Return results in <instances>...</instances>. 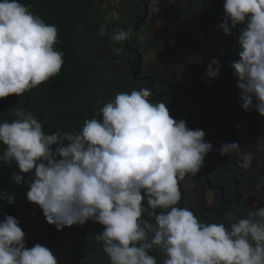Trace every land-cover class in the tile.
I'll list each match as a JSON object with an SVG mask.
<instances>
[{"label": "clouds", "instance_id": "obj_1", "mask_svg": "<svg viewBox=\"0 0 264 264\" xmlns=\"http://www.w3.org/2000/svg\"><path fill=\"white\" fill-rule=\"evenodd\" d=\"M20 0H0V99L21 96L56 76L64 63L55 25L46 24ZM218 30L231 36L240 25L239 59L231 68L244 111L264 117V0H224ZM100 36L105 35L102 25ZM131 30L115 29L123 43ZM119 55L123 48H114ZM220 63L212 59L206 76L217 79ZM148 88L118 93L102 109V121L86 120L81 132L45 134L32 113L17 109L18 119L0 122V160L15 161L11 181L26 184L27 200L37 205L58 231L89 220L104 226L96 234L110 264H157L149 250L161 247L163 264H264V206L226 227L201 223L181 200L179 181L196 174L213 150L205 131L176 120L163 102H151ZM55 146V147H54ZM221 156L237 153L241 167L253 156L237 143H223ZM22 174H32L25 180ZM9 205L15 194L0 191ZM146 202L149 211L143 205ZM170 209L156 214L155 209ZM36 209V211H35ZM38 211L34 208L32 216ZM155 218V225L142 214ZM152 234L151 238L149 234ZM0 264H58L45 245L25 246L19 220H0Z\"/></svg>", "mask_w": 264, "mask_h": 264}, {"label": "trees", "instance_id": "obj_2", "mask_svg": "<svg viewBox=\"0 0 264 264\" xmlns=\"http://www.w3.org/2000/svg\"><path fill=\"white\" fill-rule=\"evenodd\" d=\"M100 1L20 0L26 6L31 5L30 11L34 15H38L46 24L56 26L58 43L54 45V49L63 53L64 63L56 76L36 88L26 91L19 97L13 95L0 99V122H11L18 119L14 113L19 108L25 113H32L34 118L42 124L46 135L56 132H60L62 135L64 133L76 134L81 132L86 120L95 118L102 121V107L113 101L118 93H130L132 90L149 87L135 82L128 72L123 75L117 73L113 69V61L110 59L101 62L96 58H88L82 54L79 48L80 33L97 21L96 10ZM202 1L205 0H197L195 5L186 9V16L192 20L195 32L198 31L196 37L204 39L212 51L217 50V53L223 54L226 68V71L223 72L225 79L223 80L229 84L228 94L235 102L240 96V90L237 88V78L233 74L234 70L231 68V64L239 59V29L244 25L233 29L231 36L224 35L208 20ZM208 1L213 5L214 14L220 21H223L224 0ZM133 3L134 0H123L120 10L121 21L128 23L138 18L132 17L133 12L130 7ZM137 13L139 16L143 14L142 10ZM222 44L224 45L222 46ZM120 48H123L122 53H126L124 42L120 44ZM227 64H230V67H227ZM149 100L153 103L166 102L165 99H154L153 95L149 97ZM237 109L242 115L241 123L247 130L246 134L253 140H264V117L254 109L248 112L244 111L241 104ZM207 112H211L208 107ZM5 148L6 146L0 144V156H3ZM225 166L231 169L228 164ZM225 171L220 169L218 176H223ZM13 173L20 174L15 161L6 163L0 160V191L15 194L14 203L18 206L15 218L19 220L20 227L25 233V239L28 241L27 248L36 244L48 246L43 234L38 232L37 218L32 217L34 208H40L27 200L26 193L29 189L26 184L17 185L11 181ZM231 174L235 175L233 169H231ZM22 175L25 180H28L32 174ZM226 181L227 179H224V182ZM219 193L216 192L217 198ZM7 204L6 201L0 200V220L5 216ZM143 206L152 211L146 202ZM169 210L157 208L155 212L160 214ZM196 217L201 223H215L206 221L197 215ZM141 219L155 225V218L148 216L147 212L142 214ZM103 230L104 226L91 220L83 226L73 225L70 228H64L60 235L65 241L61 248L63 262L59 264H110L109 257L103 251L102 243L95 237ZM151 236L150 233L149 237L151 238ZM80 246H82L81 249ZM149 255L155 258L157 264H163L167 258L161 247L149 250Z\"/></svg>", "mask_w": 264, "mask_h": 264}, {"label": "rangeland", "instance_id": "obj_3", "mask_svg": "<svg viewBox=\"0 0 264 264\" xmlns=\"http://www.w3.org/2000/svg\"><path fill=\"white\" fill-rule=\"evenodd\" d=\"M147 2V14L146 24L143 31L139 35L141 39L140 44L149 45L145 49L140 50L142 72L145 75H152L157 77L161 82L167 85L175 96L176 103L179 102L178 91H183L187 94L189 101L199 100L207 101L211 104L220 103V111L223 113V117L227 120H231V126L241 118L237 111L232 108V105L228 101L227 95L224 94V86L220 83V75L226 70L225 63L222 62L223 54L217 53V50H213L206 45V41L199 40L196 42L195 36L198 31L195 32V27L192 20L187 19L184 15L187 5H195L197 0H146ZM205 13L209 16L208 20L211 21L212 26L218 30V25L222 23L218 17L214 14L211 3L207 0L202 1ZM120 5H116L115 1L111 5L102 4L98 8V19L85 29L83 33H80L79 48L82 54L88 58H96L101 62L106 60H113V69L118 73L122 72V53L119 55L114 54V48H120L121 43H115L112 39V33L115 29L129 30L132 25L131 22H123L118 18V10ZM107 9L108 12L106 11ZM106 11V13L104 12ZM105 28V35L100 36L99 31L101 26ZM220 32V30H219ZM146 43H145V37ZM226 44V43H224ZM222 44V46L224 45ZM128 55L125 54V57ZM212 59H216L220 63V73L216 82L211 83V79L206 76L207 65ZM224 61V60H223ZM232 61V60H231ZM230 67V64L226 65ZM187 109L193 113L191 107ZM198 128V126H196ZM246 138V137H245ZM244 134L242 137L236 135V142L243 150L251 152L256 149L260 155L259 157L252 152L253 160L251 167L247 168V178L252 175V172L260 173L264 172V140L262 141H244ZM231 139V137H230ZM243 141V142H242ZM207 142L213 141L207 140ZM234 142L231 139L232 143ZM216 143H214V147ZM252 147V148H251ZM259 150V151H258ZM223 163L220 164V168H225V164L230 163L231 166L241 167L240 156L233 152L223 156ZM191 173L187 174L182 181H179V190L181 192V200L177 207L188 208L197 216L216 217L220 223H224L226 227H230L232 223H235V218L229 214H226L223 210L219 212L209 213L204 210L205 206L210 205L212 192L203 188L202 197H194L191 191L195 185L191 178ZM215 175H219L218 169ZM225 175V174H224ZM223 175V176H224ZM237 175V174H236ZM232 175L231 171L228 177H232L234 181H248L247 178L238 177ZM251 181V179H250ZM246 183V188L239 189L240 196L247 199L250 193L248 186L252 189H256L258 194V205H260V198L264 201V188H258L254 186V182ZM224 186V185H221ZM242 187V186H240ZM247 189V191H246ZM249 191V193H248ZM253 207L257 206L256 200L251 196ZM202 199V200H201ZM203 201L204 205H201ZM13 205H15L13 203ZM12 206V205H10ZM16 206V205H15ZM262 206V203H261ZM204 207V208H203ZM15 209V210H14ZM16 208L13 207L15 214ZM201 212H205L206 215H201ZM217 213V216H216ZM7 215V214H5ZM39 232L42 234L43 228L46 231V235L43 234L47 240L48 248L53 252L57 258L58 264L63 262L61 248L64 246V241H54L51 229L46 226L43 227V222L39 218L37 221ZM51 242V244L48 243ZM28 241L25 239V246L28 247ZM56 243V245H54ZM54 245V246H52ZM82 246H80V249Z\"/></svg>", "mask_w": 264, "mask_h": 264}, {"label": "flooded vegetation", "instance_id": "obj_4", "mask_svg": "<svg viewBox=\"0 0 264 264\" xmlns=\"http://www.w3.org/2000/svg\"><path fill=\"white\" fill-rule=\"evenodd\" d=\"M116 5H120L119 10H118V18L120 19V10L122 8L123 0H101L99 7L102 4H109L111 5L114 3ZM208 1V0H207ZM139 2V3H138ZM209 2V1H208ZM211 3V2H209ZM212 5V3H211ZM147 2L146 0H134L133 5L130 7V10H132L133 18H137L134 21L131 22L130 29L133 32V36L130 40L125 41V51L126 53H122V60L121 63L124 62L122 65V72L120 74H124L128 72L131 75V78L139 83L142 84L143 86H149L148 89L152 92V95L154 99H165L166 102L164 104L167 105L169 108L170 115L176 119H184L187 123V127L191 129H197L196 126H198L199 129H202L205 131V141L207 140L213 141L216 143V146L214 147L213 145V150L206 156L204 166L201 168V170L196 173V174H191V178L194 182V189L191 191L192 195L196 197H202L203 195V188L208 189L212 192L211 195V202L210 205L205 206L204 210L208 211L209 213H214V212H219L220 210L224 211L226 214L231 215L232 217L235 218V222H237L239 219H243L247 217V213L249 211H252L255 207H253V204L251 203V198L253 197L256 202L257 206L260 207L261 203L262 206H264V201L263 199L260 198V205H258V194L256 189H252L251 186H248V190H250V193L248 191V198L245 199L243 196H240V190L242 188H246V183L250 182L249 184L253 183L254 186H257L258 188H261V190L264 188V172L261 171L260 173L257 172H252V175H250L247 178V169H242L239 166H231L230 163L228 162V165L231 167V169L234 170V173L238 177L247 178L248 181H233L232 177H228L227 173L229 175V172L231 169L229 167L228 171H225L224 176H218L215 175L218 171H220V164L223 163L224 159L223 156H221L218 152V149L220 146L227 142H231V139L236 142V135L242 137V134H244V141H262V140H256V139H251L249 135H247V130L244 129V125L241 123V118L242 115L238 111L237 107L241 104L240 103V96L238 99L235 100V102L232 101L230 98L228 91H230L229 84L224 82V76L223 73L220 75V83L223 84L225 90L224 94L227 95L228 101L232 105V108L238 112V114L241 116V118L233 125V128L231 126V120H227L223 117V113L220 111V103L215 105L211 104L210 102L207 101H199V100H194L189 101V98L187 94L183 91H178L177 94L179 97V102L176 103L175 96L173 95L172 91L168 89L167 85L161 82L157 77H154L152 75H145L142 72V65H141V56H140V50L145 49L146 46L150 47L149 45H142L140 44L141 39L139 38V35L143 31V28L146 24V17L145 15L147 14ZM98 7V8H99ZM213 7V5H212ZM98 8L96 10V13L98 12ZM189 6L187 5L186 9H188ZM109 9L106 11L108 12ZM142 10L143 14L139 16V13L137 11ZM106 11H104L106 13ZM186 10L184 11V15L187 19H189L188 16H186ZM209 17V16H208ZM127 23V22H126ZM197 36V34H196ZM195 36L196 42L199 40L204 41V39H198ZM145 37V43H146V38L147 36L144 35ZM207 45V44H206ZM125 54L128 56L125 57ZM222 62L225 63V60L222 56ZM224 60V61H223ZM113 61V60H112ZM128 70V71H127ZM226 71V70H225ZM117 72V71H116ZM118 73V72H117ZM224 79V80H223ZM217 79H211V83L216 82ZM187 107H191L193 109V113H191ZM207 107L210 109L211 112H207ZM231 137V139H230ZM243 142V141H242ZM244 143V142H243ZM241 143L240 145H242ZM252 148V147H251ZM248 151V150H247ZM259 151V150H258ZM254 152L257 157L260 155L257 152L256 149H253L251 153ZM262 156V155H261ZM225 163V162H224ZM223 163V164H224ZM233 175V174H232ZM224 179H227L226 182H224ZM251 179V181H250ZM224 185V186H221ZM242 186V187H240ZM247 191V189H246ZM216 192H220L218 194V198L216 197L217 194ZM217 198V199H216ZM202 200V199H201ZM15 205L9 204L6 205V213L7 215H11L13 217L16 216L17 213V204L14 203ZM201 205L203 204V201H201ZM13 207L16 208L15 214L13 212ZM15 210V209H14ZM201 215H206L205 212H201ZM217 216V213H216ZM33 218H37V221H39V218L43 222V227L46 226L47 228L49 227L52 231V236L54 238V241H64L63 238L60 237L61 231H58L54 225H49L46 222V219L43 215V212L41 209H38L37 213L32 216ZM203 218L206 221H213V222H219V219L216 217H204V216H199ZM38 228V232H39ZM42 234L46 235V231L43 228ZM46 240V239H45ZM48 243L51 244V242ZM47 242V240H46ZM28 243V242H27ZM65 243V241H64ZM48 245V244H47ZM56 245V243L54 244ZM52 245V246H54ZM48 247V246H47Z\"/></svg>", "mask_w": 264, "mask_h": 264}, {"label": "built area", "instance_id": "obj_5", "mask_svg": "<svg viewBox=\"0 0 264 264\" xmlns=\"http://www.w3.org/2000/svg\"><path fill=\"white\" fill-rule=\"evenodd\" d=\"M35 211H36V209H35Z\"/></svg>", "mask_w": 264, "mask_h": 264}]
</instances>
